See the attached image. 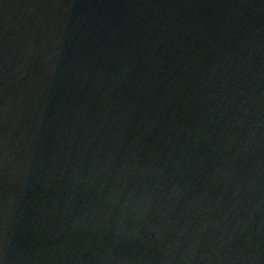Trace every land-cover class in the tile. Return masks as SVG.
I'll return each instance as SVG.
<instances>
[{
	"label": "water",
	"instance_id": "1",
	"mask_svg": "<svg viewBox=\"0 0 264 264\" xmlns=\"http://www.w3.org/2000/svg\"><path fill=\"white\" fill-rule=\"evenodd\" d=\"M0 264H264V0H0Z\"/></svg>",
	"mask_w": 264,
	"mask_h": 264
}]
</instances>
